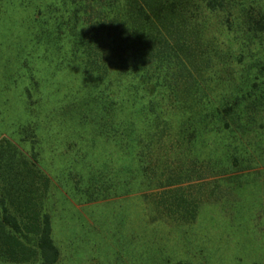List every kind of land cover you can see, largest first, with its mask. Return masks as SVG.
<instances>
[{"label": "trees", "instance_id": "trees-1", "mask_svg": "<svg viewBox=\"0 0 264 264\" xmlns=\"http://www.w3.org/2000/svg\"><path fill=\"white\" fill-rule=\"evenodd\" d=\"M41 5L30 31L37 53L81 77L70 101L77 114L65 115L66 123L77 116L82 125L68 134L79 147L65 162L73 186L64 179V188L78 192L74 177L89 178L99 138L110 144V156L127 160L125 192L148 191L165 220L193 223L206 192L209 198L239 191L253 173L264 193V0ZM90 131L97 134L90 138ZM39 157L20 143L0 144V219L8 228L0 243L16 262L28 255L37 264H57L60 251L43 204L49 189L61 191V178L50 177ZM182 263L190 264H175Z\"/></svg>", "mask_w": 264, "mask_h": 264}, {"label": "rangeland", "instance_id": "rangeland-1", "mask_svg": "<svg viewBox=\"0 0 264 264\" xmlns=\"http://www.w3.org/2000/svg\"><path fill=\"white\" fill-rule=\"evenodd\" d=\"M51 1L0 0V144L20 143L27 154H40V167L53 179L61 178V191L49 189L47 204L60 251L57 264H264V193L257 173L239 191L214 192L209 198L206 192L195 221L188 224L161 218L144 189L128 195L127 160L110 156V144L99 138L93 143L89 178L83 175L80 182L74 177L79 191L62 186L64 179L73 186L65 162L79 145L68 134L82 124L75 115L66 123L65 115L70 109L77 114L70 101L79 95L81 77L76 68L50 65L31 41L36 4ZM94 179L100 183L91 184Z\"/></svg>", "mask_w": 264, "mask_h": 264}, {"label": "crops", "instance_id": "crops-1", "mask_svg": "<svg viewBox=\"0 0 264 264\" xmlns=\"http://www.w3.org/2000/svg\"><path fill=\"white\" fill-rule=\"evenodd\" d=\"M49 203V202H48ZM47 202L43 204V208L46 209V211L50 214V218H51V213L48 211L47 208ZM1 210V207H0ZM4 232H8V228H3L2 227V223H1V219H0V240H1V236H3ZM0 264H35L34 263V257H28V255L26 257H22V261H18L16 262L14 259L8 257L5 254V246L4 243H0Z\"/></svg>", "mask_w": 264, "mask_h": 264}]
</instances>
